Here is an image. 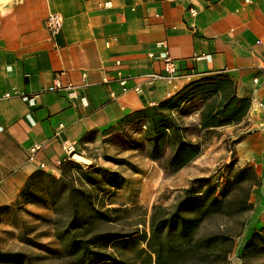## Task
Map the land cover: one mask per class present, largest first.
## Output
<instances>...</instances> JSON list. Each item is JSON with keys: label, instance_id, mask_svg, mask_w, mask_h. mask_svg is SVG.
I'll list each match as a JSON object with an SVG mask.
<instances>
[{"label": "crops", "instance_id": "obj_1", "mask_svg": "<svg viewBox=\"0 0 264 264\" xmlns=\"http://www.w3.org/2000/svg\"><path fill=\"white\" fill-rule=\"evenodd\" d=\"M50 14L62 17L54 35L43 25ZM160 42L186 79L166 84L147 77L163 73ZM220 74L249 108L239 123L215 131L234 132L238 161L258 173L264 166V0H0V207L12 205L37 170L60 175L62 140L76 141L84 153L128 131L143 138L140 125L122 122L126 116ZM57 77L72 88L48 92ZM201 106L186 103L179 119L196 124ZM33 146L40 150L29 162Z\"/></svg>", "mask_w": 264, "mask_h": 264}, {"label": "trees", "instance_id": "obj_2", "mask_svg": "<svg viewBox=\"0 0 264 264\" xmlns=\"http://www.w3.org/2000/svg\"><path fill=\"white\" fill-rule=\"evenodd\" d=\"M200 100L198 122L193 124L196 142L185 139L186 129L179 123L184 114L182 107ZM249 100L235 94V86L225 74L206 76L185 85L173 96L126 116L122 122L135 123L143 129L148 144L147 156L151 160L162 157L169 148L167 170L174 173L199 157L204 149V139L215 133V128L239 123L246 115ZM60 175L34 172L22 187L16 208L26 205H48L56 213L67 209L66 220L56 219L55 237L64 242V256L72 264H211L224 262L231 249V233L223 230H202L208 222L220 218L239 216L252 210L250 197L260 184L251 166L230 172L219 187L211 178L193 179L182 191L172 210L154 207L149 219L148 233L98 232L94 223L109 221L106 211L96 209L91 191L85 184L95 186L100 175L112 182V175L94 167L84 169L73 161H65ZM71 179V180H70ZM77 183H83L82 186ZM253 190V191H252ZM12 204V205H13ZM12 205L0 207V212L11 210ZM261 231H264L262 227ZM254 233H252L253 235ZM243 245L255 246L254 238ZM264 246V236L259 237ZM138 246H144L138 247ZM131 248L135 260L124 261L107 252V248ZM262 249V247H260ZM251 249V248H250ZM26 262V263H25ZM0 263L30 264L24 255L0 251Z\"/></svg>", "mask_w": 264, "mask_h": 264}, {"label": "rangeland", "instance_id": "obj_3", "mask_svg": "<svg viewBox=\"0 0 264 264\" xmlns=\"http://www.w3.org/2000/svg\"><path fill=\"white\" fill-rule=\"evenodd\" d=\"M179 120L186 129L185 139L196 142L198 135L193 131L191 120ZM128 132L126 138L111 137L104 145L100 143L84 153L78 149V155L88 159V164L73 160L84 169L94 167L113 176L112 182H108L106 177L94 175L98 180L95 186L83 182V187L91 191L96 209L106 211L110 219L104 223H94L95 231L100 233H135L134 236L144 231L148 233L154 207L172 210L193 179L211 178L221 187L230 172L247 166L238 161L234 151L237 143L234 132H215L206 136L202 154L174 173L167 170L166 164L171 154L169 148L163 151L160 159L151 160L147 156L148 144L138 136L140 131ZM259 160L256 162L259 163ZM257 170L258 173L254 171L260 184L252 188L256 194L253 196L255 201H251L252 210L208 222L202 228L206 232L223 230L231 233V249L226 260L211 264H264V246L259 245V237L264 236V231H261L264 227V166ZM83 183L77 185L82 186ZM14 204L10 211L0 212V251L24 255L30 264H72L64 256V242L56 239L53 225L56 219L66 220L69 215L67 209L56 214L46 204L26 205L18 209V205ZM255 234L258 235L254 238L255 246L247 248L244 255H240L247 239ZM107 252L120 260H135L129 247L119 250L107 248Z\"/></svg>", "mask_w": 264, "mask_h": 264}, {"label": "built area", "instance_id": "obj_4", "mask_svg": "<svg viewBox=\"0 0 264 264\" xmlns=\"http://www.w3.org/2000/svg\"><path fill=\"white\" fill-rule=\"evenodd\" d=\"M44 28L49 31L52 35L58 33L62 27V17L59 14H50L48 15L44 20ZM160 47L164 48V51L161 52L159 55V61L162 64V71L163 73L157 74V73H151L147 75V77L151 80H162L166 84H173L174 82H177L182 79H186L188 76L180 74L177 71L176 64L174 59L170 56L169 51L165 45V43L160 42L157 44ZM150 58L153 57L152 54L148 55ZM115 64L118 66L120 64L119 61H116ZM119 85L122 89V92H126L127 88L125 87V80L119 79L118 80ZM72 88V85L70 83L62 84L58 77L55 79L54 83L48 87V92H61L66 91ZM136 92L140 91L139 87H136L134 89ZM9 94H6L5 97H8ZM21 96V95H20ZM38 98V96H35ZM23 99H27L28 97L22 96ZM34 98V97H33ZM62 126H59L55 132L54 137L59 138L61 134ZM40 150L39 146H33L29 149L27 161L32 162L35 160L36 153ZM61 151H62V157L56 161V166L59 167L63 162L65 161H73L75 160L74 157L78 155V143L76 141H70V140H62L61 141ZM45 165L43 163L39 164V168H44Z\"/></svg>", "mask_w": 264, "mask_h": 264}, {"label": "bare ground", "instance_id": "obj_5", "mask_svg": "<svg viewBox=\"0 0 264 264\" xmlns=\"http://www.w3.org/2000/svg\"><path fill=\"white\" fill-rule=\"evenodd\" d=\"M74 159H75L76 161L80 162V163H84V164H88V163H89V160H88V159H86V158H84V157H82V156H80V155H76V156L74 157Z\"/></svg>", "mask_w": 264, "mask_h": 264}]
</instances>
